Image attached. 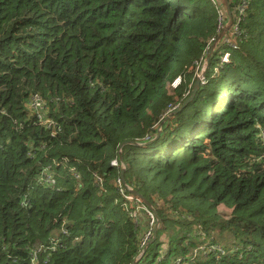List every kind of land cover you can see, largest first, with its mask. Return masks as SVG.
<instances>
[{"label": "trees", "instance_id": "obj_1", "mask_svg": "<svg viewBox=\"0 0 264 264\" xmlns=\"http://www.w3.org/2000/svg\"><path fill=\"white\" fill-rule=\"evenodd\" d=\"M227 2L206 61L220 0H0V264H264V0Z\"/></svg>", "mask_w": 264, "mask_h": 264}, {"label": "rangeland", "instance_id": "obj_2", "mask_svg": "<svg viewBox=\"0 0 264 264\" xmlns=\"http://www.w3.org/2000/svg\"><path fill=\"white\" fill-rule=\"evenodd\" d=\"M210 48V47H209ZM211 49V48H210ZM209 49V50H210ZM208 54H209V51H208ZM207 67V62L205 63V66L203 67V63L201 64H199V66L198 67H196L195 69H194V72H193V75L195 74V77H197V80L202 76V74L206 71V68ZM206 68V69H205ZM193 69H189V72L190 71H192ZM190 77H192V74L190 75ZM196 80V81H197ZM175 85H177V83L175 84ZM168 92V94L169 95H171L172 93H171V91L170 90H168L167 91ZM174 100L176 101V99L174 98ZM30 107L32 108V113L38 118L39 116H38V114H40V112L45 108V103L43 102V100L42 99H35L33 102H31L30 103ZM177 109V105H171V106H169L167 109H166V112H164V114H163V116H165V118L163 119V121L161 122V126H162V124L164 123V121L165 120H167V118H170V116L175 112V110ZM161 121V120H160ZM159 121V122H160ZM44 123L46 124V125H48L49 123L48 122H46V121H44ZM160 125V123L156 126V127H158ZM160 127V126H159ZM158 127V128H159ZM143 145V143L141 144V146ZM138 146H140V145H138ZM122 149V148H121ZM121 149H120V146H119V153L121 152ZM111 164L112 165H114V166H116L118 163L115 161V159H113V160H111ZM124 169H121V172L123 171ZM122 174V173H121ZM121 174L119 175V180L117 179L116 181H117V184H118V182L120 181V179H122L123 177L121 176ZM123 183V182H122ZM129 200H131L130 198H128ZM155 200H156V198H155ZM155 203H156V205H157V207L158 208H163L165 205L163 204V202L162 201H160V200H156L155 201ZM148 207H149V205H147ZM151 208V207H150ZM139 210H144V209H142L140 206L139 207H137V210L133 213V215L132 216H135L136 214H137V211H139ZM153 210L154 209H152V214H153ZM232 212V209H228V208H226V207H224L223 205H220V206H218L217 207V213H219V215L222 217V218H229L230 217V213ZM148 216V215H147ZM153 216H154V214H153ZM137 218V217H136ZM148 221H149V223H150V218L148 217ZM148 221H147V223H148ZM146 223V224H147ZM158 225V223L155 225V223H154V221H152L151 220V231H152V226H153V230H155V228H156V226ZM148 230V225H147V227H145L144 228V232H146Z\"/></svg>", "mask_w": 264, "mask_h": 264}, {"label": "water", "instance_id": "obj_3", "mask_svg": "<svg viewBox=\"0 0 264 264\" xmlns=\"http://www.w3.org/2000/svg\"><path fill=\"white\" fill-rule=\"evenodd\" d=\"M220 3H221V5H222V7L224 8L225 13H226L227 18L229 19V21H228V24L225 26L224 30L219 34V36H218L217 39L215 40V42H214L212 48L209 50V54H208V56H207V60H206V61H208V59H209V57H210V55H211V53H212L214 47H215V46L221 41V39H222V37H223V33H224L227 29H229V27H230V25H231V11H230V8H229V4H228V2H227V0H220ZM205 69H206V68H205ZM203 76H204V73H203L202 76L196 81V83H195V85H194V87H193V89H192V92H191L190 97L184 102L183 105H186L189 101L192 100V98H193L195 92H196L197 89H198L199 81H200V79L203 78ZM130 144L133 145L134 143L123 142V143L120 145V149L123 148L125 145H130ZM121 173H122L121 176L123 177V171H122ZM158 223H159V222H158ZM156 229H157V226H156V228H155V230H154V234H155V232H156ZM154 237H155V236H154ZM154 237H153V239H155ZM152 241H153V240H152ZM145 250H146V247L143 249L142 254L145 253ZM142 254H141L140 257L138 258V260L141 258ZM138 260L135 261L133 264H136V263L138 262Z\"/></svg>", "mask_w": 264, "mask_h": 264}, {"label": "built area", "instance_id": "obj_4", "mask_svg": "<svg viewBox=\"0 0 264 264\" xmlns=\"http://www.w3.org/2000/svg\"><path fill=\"white\" fill-rule=\"evenodd\" d=\"M220 16H222V13L220 14ZM208 50H209V49H208ZM221 61H222L223 63H228V61H229V53L224 52V53L222 54V59H221ZM179 82H180V80H179V79H176V80L171 84V87H172V88L177 87V85L179 84ZM176 83H177V85H175ZM148 217L150 218V223H151V220L154 221V220H153V215H152L151 213H149V212H148ZM149 234H150V233L146 234V239L150 236ZM217 250L220 251L218 248H217Z\"/></svg>", "mask_w": 264, "mask_h": 264}]
</instances>
